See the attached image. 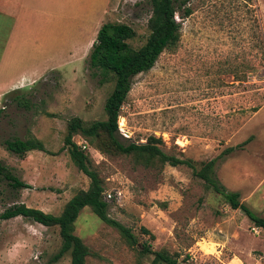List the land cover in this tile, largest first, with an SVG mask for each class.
<instances>
[{
    "label": "rangeland",
    "instance_id": "1",
    "mask_svg": "<svg viewBox=\"0 0 264 264\" xmlns=\"http://www.w3.org/2000/svg\"><path fill=\"white\" fill-rule=\"evenodd\" d=\"M148 1L65 0L66 19L59 22L66 23L76 50L97 21L89 41L102 23L120 22L136 31L129 40L136 48L148 35ZM191 7L182 19L177 47L164 50L151 69L134 76L118 117L128 138L118 133L125 142L160 137L165 153L190 159L197 167L251 137L218 160L216 174L264 217V61L258 46L264 0H192ZM8 25L0 20V45ZM92 43L72 66L49 71L31 88L0 98V159L30 185L15 189L1 178L0 213L24 203L59 214L67 200L88 187L89 178L71 161L63 138L72 116L86 122L105 119L112 83H100L99 73L89 67ZM66 55L57 52L56 59ZM15 97L28 102L18 104ZM28 137L42 140L47 152L20 157L4 145L6 139ZM72 139L76 143L81 137ZM89 146L104 191L112 194L106 198L108 215L129 227L137 243L129 245L85 206L74 221V233L90 251L85 264H162L142 252L144 245L168 251L182 264H264V228L205 188L191 168L144 166L132 155H107ZM60 245L56 226L22 216L0 220V264H70L68 252L53 260Z\"/></svg>",
    "mask_w": 264,
    "mask_h": 264
},
{
    "label": "trees",
    "instance_id": "2",
    "mask_svg": "<svg viewBox=\"0 0 264 264\" xmlns=\"http://www.w3.org/2000/svg\"><path fill=\"white\" fill-rule=\"evenodd\" d=\"M191 1L149 0L148 35L144 43L136 48L129 43V40L136 37V31L130 25L112 21L102 23L92 43L88 65L99 73L100 83H112V89L103 106L105 119L86 122L77 116H72L66 122V134L63 138V148L68 152L71 161L89 178L88 187L78 190L67 200L59 214L29 207L24 203H15L0 213V220L22 216L43 226H56L61 245L53 256L54 261L68 252L70 264H85L90 254L89 248L74 233V221L85 206H88L102 222L114 227L129 245L133 246L137 243L129 227L108 215V202L104 199L102 179L94 168L87 151L82 150L73 141L74 135H79L88 145L95 147L101 153L132 155L136 163L144 166L161 167L165 163L171 166H188L192 174L203 181L205 188L218 194L232 209H240L256 226L264 228V217L259 216L240 200V192L228 190L216 174L218 160L240 149L249 142L251 137L235 146L226 147L216 157L200 162L197 167L190 159L165 153L159 146L162 143L160 137L151 135L145 142H125L118 133L120 108L131 89L134 76L151 69L164 50H174L177 47L181 36L182 19L192 13ZM258 46L264 61V32L262 29L258 34ZM13 100H16L18 104L28 102L19 97ZM4 145L7 150L20 157L25 156L31 150L47 152L43 141L36 137L6 139ZM1 178L8 180L11 187L15 189L30 187L28 183L12 174L0 159ZM142 252L152 254L153 263L182 264L165 250H152L148 245H144Z\"/></svg>",
    "mask_w": 264,
    "mask_h": 264
},
{
    "label": "crops",
    "instance_id": "3",
    "mask_svg": "<svg viewBox=\"0 0 264 264\" xmlns=\"http://www.w3.org/2000/svg\"><path fill=\"white\" fill-rule=\"evenodd\" d=\"M64 4L65 0H0V20L9 23L0 45V98L12 91L31 88L49 71L68 68L81 53L88 52L92 43L89 38L94 28L99 27V21L93 24L90 36L76 50L70 45L66 23L59 22L65 18ZM57 52L67 54L65 59L64 56L62 60L56 59ZM12 73L15 76L7 79Z\"/></svg>",
    "mask_w": 264,
    "mask_h": 264
},
{
    "label": "built area",
    "instance_id": "4",
    "mask_svg": "<svg viewBox=\"0 0 264 264\" xmlns=\"http://www.w3.org/2000/svg\"><path fill=\"white\" fill-rule=\"evenodd\" d=\"M118 130L120 132V134L126 138H128V132L126 131V129H124L123 126H119L118 127ZM76 144L82 149V150H86L88 151L90 146L88 145V143L86 141H84L83 139L81 140H78L76 142ZM103 194H104V199L106 200V198H111L112 194L110 192H106V191H103Z\"/></svg>",
    "mask_w": 264,
    "mask_h": 264
}]
</instances>
